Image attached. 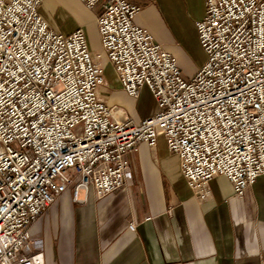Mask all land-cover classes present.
<instances>
[{
    "label": "built area",
    "instance_id": "built-area-1",
    "mask_svg": "<svg viewBox=\"0 0 264 264\" xmlns=\"http://www.w3.org/2000/svg\"><path fill=\"white\" fill-rule=\"evenodd\" d=\"M41 1L0 0V264H43L30 225L64 191L118 190L140 142L165 138L200 199L215 174L238 197L264 174V0H204L195 28L205 60L190 77L134 23L137 5L80 0L100 5V49L123 90L136 97L145 85L155 100L139 121L113 117L98 98L99 52L81 28H50Z\"/></svg>",
    "mask_w": 264,
    "mask_h": 264
},
{
    "label": "crops",
    "instance_id": "crops-1",
    "mask_svg": "<svg viewBox=\"0 0 264 264\" xmlns=\"http://www.w3.org/2000/svg\"><path fill=\"white\" fill-rule=\"evenodd\" d=\"M127 1L139 7L134 23L175 57L185 77L192 76L205 60L195 28L204 0ZM37 10L54 30L85 32L103 66L98 98L113 107L115 119L139 121L157 110L145 85L136 97L123 90L100 49L99 4L42 0ZM125 157L130 174L118 190L102 197L91 188L79 190L76 199L64 191L30 225L31 236L42 240L43 264H264V174L241 197L226 176L215 174L208 180L209 194L200 199L162 136L152 146L140 142Z\"/></svg>",
    "mask_w": 264,
    "mask_h": 264
},
{
    "label": "rangeland",
    "instance_id": "rangeland-1",
    "mask_svg": "<svg viewBox=\"0 0 264 264\" xmlns=\"http://www.w3.org/2000/svg\"><path fill=\"white\" fill-rule=\"evenodd\" d=\"M102 83H103V82H102ZM102 83H101V84H102ZM101 84H100V85H101ZM112 109H113V107H112ZM129 174H130V173H129Z\"/></svg>",
    "mask_w": 264,
    "mask_h": 264
}]
</instances>
